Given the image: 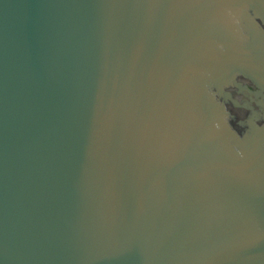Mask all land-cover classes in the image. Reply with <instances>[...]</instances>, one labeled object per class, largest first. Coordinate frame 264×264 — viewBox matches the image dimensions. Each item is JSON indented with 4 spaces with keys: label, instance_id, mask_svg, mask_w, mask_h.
Listing matches in <instances>:
<instances>
[{
    "label": "water",
    "instance_id": "obj_1",
    "mask_svg": "<svg viewBox=\"0 0 264 264\" xmlns=\"http://www.w3.org/2000/svg\"><path fill=\"white\" fill-rule=\"evenodd\" d=\"M242 76L264 0H0V264H264Z\"/></svg>",
    "mask_w": 264,
    "mask_h": 264
},
{
    "label": "flooded vegetation",
    "instance_id": "obj_2",
    "mask_svg": "<svg viewBox=\"0 0 264 264\" xmlns=\"http://www.w3.org/2000/svg\"><path fill=\"white\" fill-rule=\"evenodd\" d=\"M221 93H225L221 98L226 99L231 114L243 123L249 125L253 121L257 125L264 124V106L260 105L264 103V83H256L242 76L238 79V85L225 87Z\"/></svg>",
    "mask_w": 264,
    "mask_h": 264
}]
</instances>
